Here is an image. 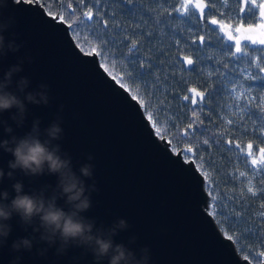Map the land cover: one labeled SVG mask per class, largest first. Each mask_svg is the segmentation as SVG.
Here are the masks:
<instances>
[{"label": "water", "instance_id": "water-1", "mask_svg": "<svg viewBox=\"0 0 264 264\" xmlns=\"http://www.w3.org/2000/svg\"><path fill=\"white\" fill-rule=\"evenodd\" d=\"M184 1L200 17L204 2ZM5 4L3 9L0 7V17L11 19L12 23L3 34L10 40L12 33H16V43L23 46L18 52H8L0 58V78L19 59L30 56L32 62L25 60L22 71L13 76L9 90L23 99L28 92L40 91V85L44 84L48 86L49 100L47 104L25 101V119L19 127L11 119L16 109L0 112V141L32 133L41 141H48L51 147L58 146L59 155L70 160L77 176L83 165H94L91 178L81 177L88 189L85 194L91 200V207L82 215L105 233L124 219L129 227L119 230L114 242L123 243L137 253L147 246L150 264H251L237 253L232 240L221 233L207 212L208 195L203 177L193 161L182 156L191 153L187 151L189 147L181 146L173 151L164 137L154 133L138 101L106 73L94 52H83L77 47L68 25L58 14L47 13L37 0H0V6ZM197 4L201 7H195ZM259 17L262 18L260 9ZM211 20L207 23L216 27L225 41L233 43V53H238L236 40L250 43L255 40L256 45L264 48L259 43L264 38L261 24L238 25L234 29L235 37L229 40L226 33L230 29L222 30L219 23L212 24ZM238 27L240 31H236ZM249 28L252 30L248 31ZM186 58L179 57L183 66L189 68L191 64ZM21 77L29 81L23 93L16 88ZM187 95L192 106L203 93L190 87ZM181 100L186 99L183 96ZM36 120L39 124L33 132ZM3 122L11 126L12 133L4 130ZM53 123H59L62 133L59 139L49 140L45 129ZM89 155L93 156L92 160L88 159ZM13 159L10 152L0 149V169L5 173L0 179V192L9 194L4 203L15 197L12 185L16 181L23 183L26 194L59 197L55 174L32 176L15 170L9 179V161ZM93 184L98 191L91 189ZM56 203L66 211L69 208L64 198H58ZM7 223L12 231L6 244L0 247V264H10L15 256L21 257L20 264H94L91 253L82 255L84 250L78 247L57 256L56 246L48 247L40 241V233L23 225L17 215ZM33 223L36 225L38 221ZM133 236L136 243L129 244ZM26 237H35L31 252H12L13 241ZM41 248L48 249L43 257L37 254ZM257 264H264V256Z\"/></svg>", "mask_w": 264, "mask_h": 264}, {"label": "trees", "instance_id": "trees-1", "mask_svg": "<svg viewBox=\"0 0 264 264\" xmlns=\"http://www.w3.org/2000/svg\"><path fill=\"white\" fill-rule=\"evenodd\" d=\"M37 1L68 25L81 51L101 52H94L99 64L138 101L156 135L173 151L192 149L183 157L203 177L207 212L237 253L257 264L264 256V164L249 167L232 142L264 149V85L242 78L238 65L249 60L243 54L233 60L229 45L205 23L207 17L230 23V0H204L201 20L182 0ZM180 56L191 59L189 68ZM255 56L264 67V54ZM237 80L248 90L243 102L232 93ZM190 87L204 93L192 106L181 100Z\"/></svg>", "mask_w": 264, "mask_h": 264}, {"label": "clouds", "instance_id": "clouds-1", "mask_svg": "<svg viewBox=\"0 0 264 264\" xmlns=\"http://www.w3.org/2000/svg\"><path fill=\"white\" fill-rule=\"evenodd\" d=\"M2 9L5 5L0 6ZM11 19L5 20L0 17V58L7 55L8 52L16 53L23 46L22 43H16V33H12V39L6 40L3 34L11 25ZM25 60L32 62L30 56L19 59L18 63L11 65L0 78V112L10 109H16L11 119L19 127L23 124L26 114V104H47L49 97L47 95V85H40V91L28 92L23 99L16 92L10 91L9 87L13 83V76L22 71V65ZM29 81L26 77H21L16 81V88L23 93L28 87ZM63 107V106H61ZM6 125V122H3ZM39 120L33 125V132L37 131ZM7 133H12L11 126H5ZM49 140L59 139L62 128L59 123H53L45 129ZM0 149L10 152L14 157L9 161L10 171L7 173L9 179L13 178L15 170L22 171L25 175H43L45 172L58 176L57 189L59 197L52 195L45 197L43 194H26L23 183L16 181L12 187L16 193L15 197L8 203L9 194L7 191L0 192V247H3L12 227L9 221L13 215L20 218L23 225L31 226L34 232H39V240L43 241L48 247L56 246V255L63 256L71 247H78L84 250L82 255L91 253L94 264H150V249L147 246L141 247L137 251L126 246L123 243L117 244L113 237L119 230H125L129 227L124 219H120L105 233L97 229L95 222L82 213L91 207L88 190L84 180L81 177L91 178L93 176L92 164H85L80 168V176L72 170L70 160L59 155L58 146L53 148L48 141H41L37 135L28 133L23 137L11 136L10 140L0 141ZM89 160L93 156H88ZM3 169H0V179L4 177ZM93 191H98L95 184L91 186ZM64 198L65 203L69 205L68 210L57 205L56 200ZM34 221L38 224L34 225ZM136 237L129 240V244L136 243ZM35 237L19 238L13 241L11 245L12 252L21 250L31 252ZM47 248L38 249L39 256H45ZM74 259H79L74 257ZM21 257L15 256L10 264H20Z\"/></svg>", "mask_w": 264, "mask_h": 264}, {"label": "flooded vegetation", "instance_id": "flooded-vegetation-1", "mask_svg": "<svg viewBox=\"0 0 264 264\" xmlns=\"http://www.w3.org/2000/svg\"><path fill=\"white\" fill-rule=\"evenodd\" d=\"M182 1H183L184 6L191 8V6L189 4L188 5L185 4L184 0H182ZM202 1L204 2L205 7L203 8V10L201 12L200 17H198L197 14L191 8L199 20L203 19L204 11L207 9L206 2L204 0H202ZM260 3H264V0H255V3H253L252 0H247V3L245 2V0H230V23H226V22H222V23L227 24V25H231L230 34L233 37H235L234 29L238 25L253 26V27L255 26L256 27L258 24H261V25L264 24V22L262 21V18L264 19V17H262V18L259 17L258 5ZM68 8H70V7H68ZM70 11H71V9H70ZM85 18H86V16H85ZM208 19H215V18L207 17L205 19V23L208 26L214 28L217 31L218 35L222 38L223 42L229 45L230 50H231L232 59L234 60L236 57L243 54L249 60L251 65H238L241 72H242V69H244L248 74V78L243 77V76H242V78L245 79L249 83L258 82V83H261L262 85H264V72L260 71V69L262 67H259L260 66V64H259L260 59H259V57L255 56L256 52H261L264 54V48L256 45L255 43H250L248 41L247 42L242 41V42H240L241 51L236 53V54L233 53V43L225 41L223 39V37L220 35V33L218 32V29L207 23ZM260 32L264 33V29H261V27H260ZM199 37H202V36L199 35L197 37V43L201 44V39L198 41ZM261 60L264 62L263 59H261ZM237 81H240V80H237ZM237 81H235V82H237ZM240 83H241L240 86L243 89V94H241L238 98L243 101V100H245L246 96H248V90L246 89V86L243 84L242 81H240ZM184 97H187V99L184 101H188V103H189L190 97L187 95V91H186ZM203 97H204V93H203V96L201 97L200 100H196L195 104L201 102ZM250 98L253 99L252 96H250ZM260 99L263 100V104H264V95H262L260 97ZM232 146L235 150H237L239 155H242L244 157V160L249 165V167L256 168L260 164H264V163H261V159L263 157L262 152L258 148L253 147L251 144L245 143L244 145H238V144L232 142ZM249 146H251V147H249ZM253 160H255L257 163L253 164Z\"/></svg>", "mask_w": 264, "mask_h": 264}, {"label": "snow or ice", "instance_id": "snow-or-ice-1", "mask_svg": "<svg viewBox=\"0 0 264 264\" xmlns=\"http://www.w3.org/2000/svg\"><path fill=\"white\" fill-rule=\"evenodd\" d=\"M245 2L247 3V0H245ZM252 2L255 3V0H252ZM195 7H201V5L197 4V5H195ZM258 7H259V9H260V15H261V17H264V3H260V4L258 5ZM242 10H243V9H242ZM85 16H86L88 19H91V18H92V13H91V11L85 13ZM211 23H212V24H218V23H219L220 28H221L222 30H224V29H230V28H231V25H226V24H224V23H222V22L217 21L216 19H212V20H211ZM260 27H261V29H264V24H262ZM240 30H241V28H239V27L236 29V31H240ZM251 30H252L251 28L248 29V31H251ZM226 34L228 35V39H229V40H232V39H233V36L230 34V32H229V33H226ZM90 35H91V34H90ZM200 39H201V43H203V37H201ZM246 39L251 40L252 38H251V37H246ZM87 42H88V41L85 40V43H87ZM252 42H253V43H256L255 40H253ZM259 43H260V44H264V38L260 39ZM133 46H135V42H133ZM236 50H237V52H240V51H241V48H240V40H236ZM92 52H95L97 55H100V54H101V52L98 51L95 47L92 48ZM89 54H91V53H89ZM186 59H187V58H186ZM187 62H188L189 64L192 63L191 59H187ZM260 71L264 72V67H262V68L260 69ZM114 78H115V77H114ZM121 86H123V85H121ZM185 99H187V97H185ZM150 119H151V117H150ZM158 131H159V129H158ZM249 147H251V146H249ZM187 151H188V152H191L192 149L189 148V149H187ZM261 152L264 153V149H261ZM256 163H257V162H256L255 160H253V164H256ZM261 163H264V157H262V159H261ZM249 191L252 192V189L249 188ZM253 194H255V193H253ZM229 238L231 239L232 237H229ZM261 255H264V253H261Z\"/></svg>", "mask_w": 264, "mask_h": 264}, {"label": "rangeland", "instance_id": "rangeland-1", "mask_svg": "<svg viewBox=\"0 0 264 264\" xmlns=\"http://www.w3.org/2000/svg\"><path fill=\"white\" fill-rule=\"evenodd\" d=\"M240 73H241V75H242L243 77H247V78H248V74H247V72H246L244 69H242V72L240 71ZM233 85H234V86H233V88H232V93L234 94V96H236V97L238 98L241 94H243V89H242V87L240 86L241 83H240V81H237V82H235ZM242 99H243V98H242ZM240 102H243V101L241 100Z\"/></svg>", "mask_w": 264, "mask_h": 264}]
</instances>
